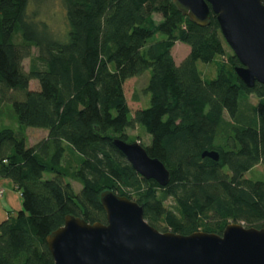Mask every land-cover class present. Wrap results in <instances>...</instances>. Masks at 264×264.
Returning <instances> with one entry per match:
<instances>
[{
  "label": "trees",
  "instance_id": "1",
  "mask_svg": "<svg viewBox=\"0 0 264 264\" xmlns=\"http://www.w3.org/2000/svg\"><path fill=\"white\" fill-rule=\"evenodd\" d=\"M60 1L66 27L56 34L29 8L39 0H0V109L18 123L0 129V178L22 198V209L0 222V264H52L45 237L66 215L105 222L104 190L141 204L162 232L221 234L231 222L264 228V181L244 176L258 164L264 172V84L250 88L237 77L240 63L225 54L214 14L199 26L172 0ZM176 42L189 46L179 64ZM223 56L205 80L197 62ZM146 70L149 105L130 115L124 82ZM135 125L150 135L141 143L148 155L170 172L165 186L141 177L112 143L128 141ZM27 127L47 135L28 146ZM66 146L79 163H64ZM211 150L218 160L202 156ZM68 178L81 183L78 193Z\"/></svg>",
  "mask_w": 264,
  "mask_h": 264
},
{
  "label": "water",
  "instance_id": "2",
  "mask_svg": "<svg viewBox=\"0 0 264 264\" xmlns=\"http://www.w3.org/2000/svg\"><path fill=\"white\" fill-rule=\"evenodd\" d=\"M192 22L206 26L214 14L220 33L237 57V77L247 87L264 84V0H172ZM113 145L144 179L165 186L170 172L139 141L114 138ZM203 157L219 159L215 150ZM105 222L66 215L45 237L52 264H264V228L228 223L221 234L159 231L143 206L111 190L100 193Z\"/></svg>",
  "mask_w": 264,
  "mask_h": 264
},
{
  "label": "rangeland",
  "instance_id": "3",
  "mask_svg": "<svg viewBox=\"0 0 264 264\" xmlns=\"http://www.w3.org/2000/svg\"><path fill=\"white\" fill-rule=\"evenodd\" d=\"M34 5L35 4L33 3L30 4L29 8L36 9L38 16L37 18L45 20L54 33L61 34L63 33V31H65L66 24L64 18V10L60 0H39L37 6L35 7ZM155 19L157 20L158 18L155 17ZM15 38L16 40H20L18 33L14 35V39ZM188 52V45L182 42H176L175 46L172 48V55L175 63L179 64L182 59L185 58ZM230 52H232V50L229 47V49H226L225 54H229ZM31 53L35 55L36 49L32 48ZM226 57L227 56L217 57L213 62L210 63H203L200 61L197 62V68L201 72L203 78L205 80H211L215 78L219 65L226 61ZM23 66L25 70L28 69L29 58H25L23 60ZM149 76L150 70H146L140 76L129 78L124 82V95L130 109V115H132L136 109L145 108L149 105V95L145 94L144 92V88L146 87ZM29 88L38 89L37 81L31 80L29 82ZM15 93L19 95V97L21 96L20 99L23 98L22 92ZM10 95H13V92H11ZM14 99L16 98H13V100ZM249 100L250 102L255 103L257 101V98L254 95H251ZM6 102L8 101L6 100ZM11 102L12 100L9 101L8 106ZM5 105L6 104H3V106ZM0 110V129L3 127H10L14 130H17L18 123L16 121L14 113L11 111V116H9L8 109L4 107ZM126 133L129 137L128 142L139 141L143 145L150 144V135L142 126L135 125L131 128H128L126 129ZM25 135L27 145L29 146L44 138L47 135V131L41 128L27 127L25 129ZM66 150L67 151L65 153L64 163L69 162L73 165L75 164V162L76 164L79 163L81 157L77 156L69 146H66ZM244 176L251 180L264 181L263 166L261 164L254 166L253 168L249 169V171H247ZM51 177V173L47 171L43 173V178L47 179ZM5 179L6 178H0V222L8 216L10 211L16 213L18 210L22 209V198L20 191L13 187L11 180ZM68 180L71 182L75 192L78 193L82 187L81 183L70 178H68Z\"/></svg>",
  "mask_w": 264,
  "mask_h": 264
},
{
  "label": "built area",
  "instance_id": "4",
  "mask_svg": "<svg viewBox=\"0 0 264 264\" xmlns=\"http://www.w3.org/2000/svg\"><path fill=\"white\" fill-rule=\"evenodd\" d=\"M0 194H1V191H0Z\"/></svg>",
  "mask_w": 264,
  "mask_h": 264
},
{
  "label": "crops",
  "instance_id": "5",
  "mask_svg": "<svg viewBox=\"0 0 264 264\" xmlns=\"http://www.w3.org/2000/svg\"><path fill=\"white\" fill-rule=\"evenodd\" d=\"M6 180V179H5Z\"/></svg>",
  "mask_w": 264,
  "mask_h": 264
}]
</instances>
